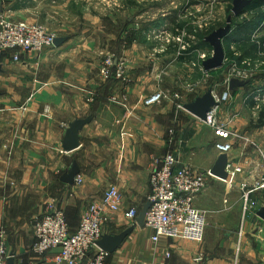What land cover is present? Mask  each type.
I'll return each mask as SVG.
<instances>
[{
    "label": "crops",
    "instance_id": "0c3cea01",
    "mask_svg": "<svg viewBox=\"0 0 264 264\" xmlns=\"http://www.w3.org/2000/svg\"><path fill=\"white\" fill-rule=\"evenodd\" d=\"M192 6L199 11V5ZM27 7L23 0H0V15L27 20ZM169 19L165 12L161 18L153 16L154 30ZM163 27L175 33L170 24ZM206 42L209 45L205 47L213 50ZM153 43L149 50H131L132 54L125 51L124 56L120 54L122 58L117 56V60L127 61V82L106 79L98 65L77 62L66 65L65 77L28 79L25 85L32 87L28 95L1 96L0 222L10 248L16 252V264H54V251L44 257L32 251L36 240L33 222L45 213L50 198L59 199L75 231L89 204L111 186L120 190L124 203L106 224L105 233L120 234L136 227L109 254L106 264H264V219L259 216L264 189L252 193L257 202L253 211L244 213L242 202V184L250 188L261 175L257 147L264 149V77L257 80L258 84L252 79L230 89L225 82L226 66L208 75L209 88L220 94L230 89L232 99L222 105L220 116L232 133L230 156L244 172L226 180L210 178L208 188L196 198V206L209 215L203 243L165 236L155 241L151 228L140 227L136 219L125 216L129 208L141 212L148 202L156 159L174 153L200 168L211 169L219 156L216 143L224 141L215 130L178 106L209 89L203 83L192 87L200 70L191 65L195 66L193 60L205 53L204 45L184 51L178 42ZM33 58L24 56L22 62L39 71L38 64H30ZM187 73H193L188 80ZM159 89L168 90L170 96L160 104L146 106L144 99ZM175 93L180 94V100L173 97ZM256 95L261 98L259 108L254 106ZM85 118L92 120L79 133V147L65 151L62 142L66 130L75 120ZM200 124L211 134L207 135ZM74 163L80 169L74 184L62 182L63 174ZM220 185L223 195L218 193ZM217 202L222 206L215 208ZM200 253L204 259L196 262Z\"/></svg>",
    "mask_w": 264,
    "mask_h": 264
},
{
    "label": "built area",
    "instance_id": "2783aa9c",
    "mask_svg": "<svg viewBox=\"0 0 264 264\" xmlns=\"http://www.w3.org/2000/svg\"><path fill=\"white\" fill-rule=\"evenodd\" d=\"M174 31L175 33H170L164 28L158 33L154 30L153 38L165 40L166 36H169L166 41L181 43L182 50H189L190 43L184 41L185 33L175 27ZM56 38L55 34L38 22L17 21L6 14L0 15V61L2 58H9L13 62H20L23 61L24 56L28 59L33 58L55 47ZM194 40H196L195 36L191 38V41ZM232 51L234 55H240L234 46ZM211 56L203 53L201 60L204 61ZM223 66H226L225 82L229 88L233 78L252 80L264 66V61L251 58L238 61L225 53ZM205 73L209 75V72L205 71ZM100 74L106 79L117 78L124 82L128 81L125 77L124 64L110 55L105 58ZM213 95L217 105L207 114L206 120L201 121L215 130L216 135L224 140L216 143V149L218 154H228L226 170L228 178H232L244 172V168L230 156L233 150V143L230 140L232 133L220 116L222 105L232 97L230 89L223 94L213 90ZM169 96L168 90L159 89L147 96L144 104L146 106L160 104ZM173 97L177 100L181 98L178 93L173 94ZM254 98V106L259 108L261 98L259 95ZM178 106L181 107L182 104ZM257 148L261 159L258 166L261 175L250 188H247L245 182L242 184L244 213L253 211L257 206V202L252 199V193L264 189V149L259 146ZM212 177L214 175L211 174L210 169L200 168L192 162L185 161L178 154L168 153L154 161L150 174L151 192L148 196L151 205L146 212L145 226L154 231L155 241L165 236L203 243L209 222L207 212L196 206V198L208 188ZM77 180L81 181L80 178ZM123 203L120 190L114 186L109 187L100 198L94 199L89 204L81 216L79 226L72 231L65 207L59 199L50 198L45 213L34 222L36 240L32 247L33 253L44 257L54 251V264H106L110 253L100 249L96 243L105 234V226L112 216L122 209ZM139 213L138 209L129 208L125 216L135 220ZM11 256H16V252L10 248L7 232L0 222V264H8ZM203 257V253H200L195 261L201 262Z\"/></svg>",
    "mask_w": 264,
    "mask_h": 264
},
{
    "label": "rangeland",
    "instance_id": "374dc122",
    "mask_svg": "<svg viewBox=\"0 0 264 264\" xmlns=\"http://www.w3.org/2000/svg\"><path fill=\"white\" fill-rule=\"evenodd\" d=\"M23 1L28 4L27 21L38 22L45 26L49 32L55 34L57 38L66 37V40L60 46L49 48L30 61L32 65L38 64L39 71L22 61L13 62L9 58H2L0 61V66H2L0 72V100L3 94L11 96L30 94L32 87H26L25 85L28 79L38 77L42 80H50L52 75H59L60 77L63 75L65 77L68 73L65 68L66 65L85 62L98 65L101 68L105 58L109 55L116 59L122 58L125 51H130L132 54L131 50L151 49L154 46L153 40H155L153 38L155 28H153L151 22L153 16L161 18L165 12L168 19L170 18L165 24H170L171 27L173 26L184 32V41L189 42L190 50H193L195 47L202 45L198 38L200 35L209 28H214L213 31L224 28L228 24V18L233 15L232 9L227 12L229 3L223 0ZM260 1L261 7L245 12L240 17L233 18L229 39L227 38L223 42L225 53L230 52V47L233 45L240 55L264 61V0ZM48 3L51 5H48ZM195 3L199 5V11L192 6ZM230 3L233 7V0ZM163 23L157 29L158 33L164 30L165 27L163 26L165 24L163 25ZM247 27L251 28L249 37H247L248 31L245 32ZM194 36L196 40L191 41ZM168 37L166 36V38ZM59 48H62L63 51L58 53ZM203 49L206 54L210 56L213 54L210 47L203 46ZM121 53L122 56H120ZM201 54L198 59L193 60L196 65H191L192 69L200 70L197 71L200 74L195 75V77H198L195 80L197 83L194 84V81H192V87L194 88L203 83V86L208 89L211 77L205 73L202 63L199 61V59L201 60ZM116 61L124 64L125 77L128 78L126 59H116ZM51 66L55 67L51 68ZM190 75L192 76L193 73L185 74L187 80L190 79ZM261 77H264V69L257 73L253 78V82L256 81V84ZM253 89L252 87L251 90L253 91ZM256 91L254 89L253 92ZM191 92L193 94L195 90ZM1 106L2 102L0 101ZM200 126L207 132V135L211 134V130L205 125L200 124ZM222 188L223 185H220L218 192L220 195H223ZM222 204L224 205V203ZM221 206L218 202L214 204L215 208ZM224 206L229 208V205L228 207ZM198 208L205 211L202 207L198 206ZM207 216L209 217L208 214ZM223 233L225 232H221V234Z\"/></svg>",
    "mask_w": 264,
    "mask_h": 264
},
{
    "label": "water",
    "instance_id": "95a60500",
    "mask_svg": "<svg viewBox=\"0 0 264 264\" xmlns=\"http://www.w3.org/2000/svg\"><path fill=\"white\" fill-rule=\"evenodd\" d=\"M252 3V0H233V15L228 18V24L224 28H219L209 34L206 40L213 47V55L203 61L204 70L207 72L220 69L224 65L225 58V48L224 40L229 36L231 30V23L234 17H240L244 14L247 7ZM66 38L58 37L55 40V46H60ZM2 71V66H0V72ZM247 84V81L240 80L238 78H233L230 81V89H234L238 86H244ZM213 87H210L208 91L202 95L193 99L191 102L183 104L182 107L196 116L198 119L205 121L207 114L212 110L213 107L217 105L216 99L213 95ZM91 118L77 119L70 124L66 130L64 140L62 142L63 149L67 152L73 151L79 147V133L83 127L91 122ZM228 165V154L221 153L216 159L215 164L210 169L212 175L226 180L228 178V172L226 167ZM80 173V169L77 163H74L71 168L65 172L61 178V181L67 184H74L76 176ZM151 203L147 202L139 215L136 218L137 225L140 227L145 226V216L146 212L149 209ZM259 216L264 219V207L259 211ZM136 225L131 226L120 234H108L105 233L102 238L96 243L97 246L108 252H114L130 235L135 229ZM8 264H16V256H11L8 260Z\"/></svg>",
    "mask_w": 264,
    "mask_h": 264
},
{
    "label": "trees",
    "instance_id": "16d2710c",
    "mask_svg": "<svg viewBox=\"0 0 264 264\" xmlns=\"http://www.w3.org/2000/svg\"><path fill=\"white\" fill-rule=\"evenodd\" d=\"M224 2H226V3H229V6H228V10H227V12H230V10L232 9V5H231V1L232 0H223ZM262 6V4H261V1L260 0H252V3H251V5L249 6V7H247L246 8V10H245V12H248V11H250V10H254V9H257V8H259V7H261ZM244 12V13H245ZM264 21V20H263ZM213 29L214 28H209V29H207L206 31H205V33H203L202 35H200L198 38H200V40H201V42H202V45H204V46H206V45H209L207 42H206V38H207V36L209 35V34H211L212 33V31H213ZM246 30H245V32L247 33V31H248V33H247V37H248V34H249V32H250V27H247V28H245ZM234 33V32H233ZM229 39V37L227 36L225 39ZM227 55H229V56H233V57H235V59H237L238 61H242V60H244V59H246V58H251V57H244V56H242V55H238V56H236V55H234V52L231 50L230 52H227ZM251 59H253V60H255V59H258V58H251ZM210 73V72H209Z\"/></svg>",
    "mask_w": 264,
    "mask_h": 264
}]
</instances>
